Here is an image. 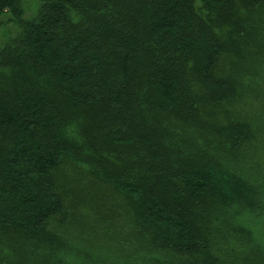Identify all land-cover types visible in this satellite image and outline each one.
Wrapping results in <instances>:
<instances>
[{
	"label": "trees",
	"instance_id": "16d2710c",
	"mask_svg": "<svg viewBox=\"0 0 264 264\" xmlns=\"http://www.w3.org/2000/svg\"><path fill=\"white\" fill-rule=\"evenodd\" d=\"M26 10L0 0V264H264V0Z\"/></svg>",
	"mask_w": 264,
	"mask_h": 264
},
{
	"label": "rangeland",
	"instance_id": "374dc122",
	"mask_svg": "<svg viewBox=\"0 0 264 264\" xmlns=\"http://www.w3.org/2000/svg\"><path fill=\"white\" fill-rule=\"evenodd\" d=\"M39 6V0H27V10H26V15L25 18L26 19H31L35 16L36 11L38 9ZM98 223V224H95ZM108 227L107 221H99V222H92L89 221L86 224H83L81 226V230H85L86 232H88L89 237L91 239H94V241H97L96 243H103L100 242L102 240H104L103 237V231L106 230ZM80 230V229H79Z\"/></svg>",
	"mask_w": 264,
	"mask_h": 264
}]
</instances>
